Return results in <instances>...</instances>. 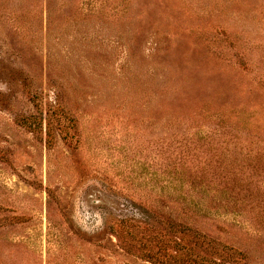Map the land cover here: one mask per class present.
Here are the masks:
<instances>
[{"label":"rangeland","instance_id":"rangeland-1","mask_svg":"<svg viewBox=\"0 0 264 264\" xmlns=\"http://www.w3.org/2000/svg\"><path fill=\"white\" fill-rule=\"evenodd\" d=\"M0 264H264V0H0Z\"/></svg>","mask_w":264,"mask_h":264}]
</instances>
